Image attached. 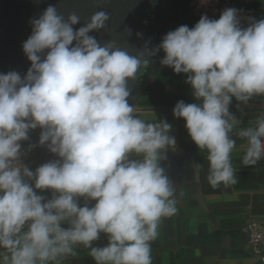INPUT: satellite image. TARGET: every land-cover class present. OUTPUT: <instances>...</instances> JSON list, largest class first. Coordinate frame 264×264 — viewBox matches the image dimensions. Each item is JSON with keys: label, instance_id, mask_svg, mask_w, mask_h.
Instances as JSON below:
<instances>
[{"label": "clouds", "instance_id": "clouds-1", "mask_svg": "<svg viewBox=\"0 0 264 264\" xmlns=\"http://www.w3.org/2000/svg\"><path fill=\"white\" fill-rule=\"evenodd\" d=\"M108 20L98 11L81 24L75 12L65 18L49 4L22 45L26 74L0 73V264H60L78 246L95 264H152L159 224L177 213L161 165L176 140L168 122L136 114L128 84L161 51L160 64L191 86L196 102L179 101L173 116L207 153L208 183L238 182L234 137L246 141L244 166L264 159V112L241 127L230 111L233 100L241 109L264 98V18L242 26L240 12L227 8L135 54L91 35ZM38 128V145L27 151L46 147L56 159L33 170L22 144ZM101 234L107 244L94 246Z\"/></svg>", "mask_w": 264, "mask_h": 264}, {"label": "crops", "instance_id": "crops-1", "mask_svg": "<svg viewBox=\"0 0 264 264\" xmlns=\"http://www.w3.org/2000/svg\"><path fill=\"white\" fill-rule=\"evenodd\" d=\"M239 2L250 17L257 20L264 18V0ZM166 13V34L182 25L191 28L187 18L173 21L167 10ZM195 24L196 21L193 20V27ZM163 55L161 51L158 62ZM157 66L147 86L153 81ZM158 71H161V67ZM177 75L178 78L165 88L164 106L141 105L140 103L147 97V86L145 87L135 105L136 114L141 119L154 122L158 120L161 109L173 111L179 101L196 102L191 86L185 82L186 75ZM230 111L242 121L240 126L246 127L254 122L260 112H264V98L254 97L248 106H241V109L237 108V102L233 100ZM169 124L171 125L169 135L175 138L176 147L175 150L168 149L166 154L173 158L181 169L189 167L191 174L175 172L170 166L169 180L176 188L177 213L170 217V232L164 224V218L159 224V235L152 246V264H171V259H174L175 264H256L257 259L247 254L241 239V227L247 222L264 225V159L254 166H244L242 158L246 141L234 137L236 148L232 153V164L238 182L230 185L220 184L213 188L207 181L209 168L207 153L200 151L193 143L185 128V121L179 122L173 117ZM32 137L30 133L29 140H32ZM192 144L193 150H185ZM39 150L40 152L33 157L35 162L33 167L56 159L46 147ZM178 179L181 181L176 182ZM186 237H193V243L186 246ZM104 245L106 244L103 242L94 244ZM182 250L183 259L177 260L175 255ZM76 251L78 253L76 257L61 260L60 264H81L83 259H92L88 254L89 250L83 246H78ZM262 253L264 254V249Z\"/></svg>", "mask_w": 264, "mask_h": 264}, {"label": "water", "instance_id": "water-1", "mask_svg": "<svg viewBox=\"0 0 264 264\" xmlns=\"http://www.w3.org/2000/svg\"><path fill=\"white\" fill-rule=\"evenodd\" d=\"M56 5L65 18L73 12L80 17L81 24L90 17L104 11L109 20L100 32H93L103 44L114 41L127 48L130 53L155 48L166 35V5L162 0H0V73L16 71L22 77L30 67L23 52V43L31 34L30 21L38 17L49 5ZM78 24L76 27H80ZM161 52L151 57L150 67L134 81H129L132 90L130 103L136 105L157 66ZM167 155V154H166ZM165 174H171L170 166L176 172L190 175L191 169H181L170 156L161 162ZM178 179L176 182H180Z\"/></svg>", "mask_w": 264, "mask_h": 264}, {"label": "trees", "instance_id": "trees-1", "mask_svg": "<svg viewBox=\"0 0 264 264\" xmlns=\"http://www.w3.org/2000/svg\"><path fill=\"white\" fill-rule=\"evenodd\" d=\"M166 10L171 14L172 20L176 21L182 18H187V22L189 23L190 27H193V20L196 21L197 19L189 16L188 14V5L187 0H165ZM157 66V73L154 75L153 81L147 86L146 93L147 97L140 103L141 105L145 106H164L166 105L165 102V88L168 87L173 80L178 78V75L174 73L171 68H167L165 66L160 65V61L158 62ZM161 67V71L159 72V68ZM171 103V102H170ZM162 108V107H161ZM173 111L172 109H161L159 113V120H164L166 122H170L173 118ZM179 122H184L183 119L177 118ZM185 150H193V144L185 148ZM36 167H32L31 169H35ZM46 197L50 196L49 192L43 193ZM81 203H83L81 201ZM164 224L167 226L170 232V217L164 218ZM168 236V233H167ZM96 242H103L107 244V237L104 234H101L100 239ZM193 243V237H186L185 245ZM154 245V241L151 244V247ZM184 251H180L175 255L177 260L183 259ZM172 257V255H171ZM81 264H95L94 260L92 259H83L81 260ZM171 264H175L174 259H171Z\"/></svg>", "mask_w": 264, "mask_h": 264}, {"label": "built area", "instance_id": "built-area-1", "mask_svg": "<svg viewBox=\"0 0 264 264\" xmlns=\"http://www.w3.org/2000/svg\"><path fill=\"white\" fill-rule=\"evenodd\" d=\"M189 16L200 20L206 15L210 19H218L227 8H235L240 12L242 26L247 25L249 14L243 9L239 0H187ZM28 141L22 144V148L27 152L22 157L23 162L28 164ZM241 239L246 247L247 254L257 259L256 264H264V225L247 222L241 227Z\"/></svg>", "mask_w": 264, "mask_h": 264}, {"label": "rangeland", "instance_id": "rangeland-1", "mask_svg": "<svg viewBox=\"0 0 264 264\" xmlns=\"http://www.w3.org/2000/svg\"><path fill=\"white\" fill-rule=\"evenodd\" d=\"M163 2L165 3V0H163ZM32 133V140H29V144H33V145H38V139H39V134H40V129H36L34 131L31 132ZM29 148V145H28ZM39 148H42L41 146H36L34 148L31 149V151H28V167H33V165L35 164V162L33 161V157L40 152ZM28 150V149H27Z\"/></svg>", "mask_w": 264, "mask_h": 264}, {"label": "flooded vegetation", "instance_id": "flooded-vegetation-1", "mask_svg": "<svg viewBox=\"0 0 264 264\" xmlns=\"http://www.w3.org/2000/svg\"><path fill=\"white\" fill-rule=\"evenodd\" d=\"M28 145H29V141H28L27 147H28Z\"/></svg>", "mask_w": 264, "mask_h": 264}]
</instances>
